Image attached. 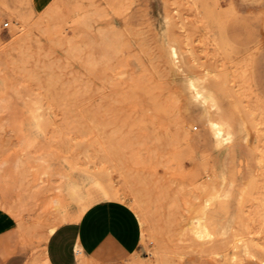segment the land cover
<instances>
[{"label": "rangeland", "instance_id": "1", "mask_svg": "<svg viewBox=\"0 0 264 264\" xmlns=\"http://www.w3.org/2000/svg\"><path fill=\"white\" fill-rule=\"evenodd\" d=\"M0 103L11 250H40L72 177L135 212L132 264H264V0H0Z\"/></svg>", "mask_w": 264, "mask_h": 264}, {"label": "crops", "instance_id": "2", "mask_svg": "<svg viewBox=\"0 0 264 264\" xmlns=\"http://www.w3.org/2000/svg\"><path fill=\"white\" fill-rule=\"evenodd\" d=\"M50 2L30 0V6L39 11ZM216 160L224 162L223 154ZM140 246L141 225L131 207L117 200H97L77 220L58 224L40 250H11L0 239V264H132Z\"/></svg>", "mask_w": 264, "mask_h": 264}, {"label": "bare ground", "instance_id": "3", "mask_svg": "<svg viewBox=\"0 0 264 264\" xmlns=\"http://www.w3.org/2000/svg\"><path fill=\"white\" fill-rule=\"evenodd\" d=\"M54 7H55V2L51 3L43 11V15L44 16L49 15L53 11ZM190 86H191V88H194L193 89L194 90V96L196 98L199 99V98L202 97V99L203 98L206 99V98L209 97V96L205 95L206 92H204V94H203L199 90V88L197 86H195L191 82H190ZM50 96L51 95H49V97ZM52 98L54 99V96ZM36 101H39V99L36 100ZM0 104H2V103H0ZM55 106H57V105H55ZM2 107H3V105H2ZM209 126H210V128H211V130L213 132V135L216 138V140H220L221 133H222V130H223L222 123L218 122V121H209ZM63 180H64L63 186L58 189V193L55 194V196H52L51 198H49L48 201H47V204H49L55 210L60 212V218H61L60 220H61V222H65L67 220H77L80 217V215L90 205H92L94 202L97 201L96 198H98V200H117L119 198V196H120V194L117 191H114L111 187L110 188L109 187H99V190L97 191L96 196H94L93 193L88 189L87 182H84L83 180L79 181V180H77L75 178H72V177H67V178L64 177L62 179V181ZM6 202L8 204V201H6ZM69 203L70 204L74 203L77 206H79L78 211L76 213H74V215L73 214L69 215V213L71 214L72 209H70V212L68 213L69 209L67 210V207H68ZM16 206H17L16 203H13V202L10 203L9 208H8L9 213L15 214L16 212H19L18 211L19 207H16ZM73 212H75L74 208H73ZM56 226L55 225L51 226L49 228L48 233L52 232Z\"/></svg>", "mask_w": 264, "mask_h": 264}, {"label": "built area", "instance_id": "4", "mask_svg": "<svg viewBox=\"0 0 264 264\" xmlns=\"http://www.w3.org/2000/svg\"><path fill=\"white\" fill-rule=\"evenodd\" d=\"M5 26H7V24H5ZM194 129H196V128L194 127Z\"/></svg>", "mask_w": 264, "mask_h": 264}]
</instances>
